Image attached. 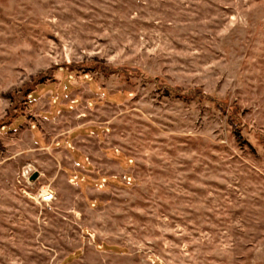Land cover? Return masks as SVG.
<instances>
[{
    "label": "rangeland",
    "instance_id": "374dc122",
    "mask_svg": "<svg viewBox=\"0 0 264 264\" xmlns=\"http://www.w3.org/2000/svg\"><path fill=\"white\" fill-rule=\"evenodd\" d=\"M0 264H264V0H0Z\"/></svg>",
    "mask_w": 264,
    "mask_h": 264
},
{
    "label": "built area",
    "instance_id": "2783aa9c",
    "mask_svg": "<svg viewBox=\"0 0 264 264\" xmlns=\"http://www.w3.org/2000/svg\"><path fill=\"white\" fill-rule=\"evenodd\" d=\"M54 200V193L51 190H42L38 196L36 201H38L41 204H49Z\"/></svg>",
    "mask_w": 264,
    "mask_h": 264
},
{
    "label": "crops",
    "instance_id": "0c3cea01",
    "mask_svg": "<svg viewBox=\"0 0 264 264\" xmlns=\"http://www.w3.org/2000/svg\"><path fill=\"white\" fill-rule=\"evenodd\" d=\"M71 161H72L73 165L75 166V163H74V160H73V158H72V157H71ZM96 180H97V179H96ZM96 180H95V181H96Z\"/></svg>",
    "mask_w": 264,
    "mask_h": 264
}]
</instances>
